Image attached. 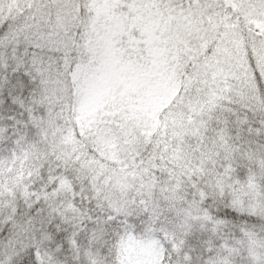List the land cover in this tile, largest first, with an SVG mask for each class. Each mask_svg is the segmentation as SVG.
Returning <instances> with one entry per match:
<instances>
[{
  "label": "snow or ice",
  "instance_id": "obj_1",
  "mask_svg": "<svg viewBox=\"0 0 264 264\" xmlns=\"http://www.w3.org/2000/svg\"><path fill=\"white\" fill-rule=\"evenodd\" d=\"M0 264H264V0H0Z\"/></svg>",
  "mask_w": 264,
  "mask_h": 264
}]
</instances>
